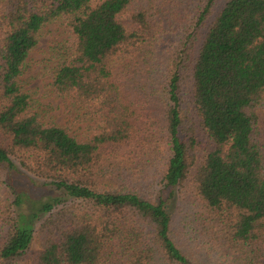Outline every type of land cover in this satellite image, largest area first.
Listing matches in <instances>:
<instances>
[{
	"label": "trees",
	"instance_id": "16d2710c",
	"mask_svg": "<svg viewBox=\"0 0 264 264\" xmlns=\"http://www.w3.org/2000/svg\"><path fill=\"white\" fill-rule=\"evenodd\" d=\"M198 2L169 49L162 16L184 0H0V167L21 182L7 183L0 264H264V0ZM53 22L67 33L49 70L61 126L21 80ZM140 61H166L155 123L127 90ZM142 164L162 168L155 198L127 187ZM187 182L199 212L176 231Z\"/></svg>",
	"mask_w": 264,
	"mask_h": 264
},
{
	"label": "rangeland",
	"instance_id": "374dc122",
	"mask_svg": "<svg viewBox=\"0 0 264 264\" xmlns=\"http://www.w3.org/2000/svg\"><path fill=\"white\" fill-rule=\"evenodd\" d=\"M201 2L198 0H184V3L180 6H173L172 15L170 17L169 13L165 16H162L163 24L166 26L171 21L175 22V26L167 27L168 29L161 30L162 36L166 38L168 42V48L172 49L174 41L178 37L182 36V31L190 23L192 17L197 11V5ZM218 9V8H217ZM161 14V13H160ZM162 15V14H161ZM123 20V19H122ZM204 31H199V37H202ZM184 33V32H183ZM158 38L160 37L159 32L157 33ZM161 34V33H160ZM67 39V33L64 29L61 22H53L47 24L41 33V36L38 39L36 47L30 52L28 59L26 61V68L23 71L21 80L23 82L24 88L32 94V99L35 101L37 110L42 115L45 121H53L58 125H63L66 121L68 114L65 107V102L56 97L50 87V68L56 64L58 58L56 55L57 48L65 43ZM171 50L167 51L165 49L164 54H160L157 58H166L167 54ZM167 52V54H166ZM144 59H149L144 56ZM166 61H140L134 68H131V73L126 77L127 90L134 101L141 104L146 103L142 111L145 114L153 115V122L155 123L158 119L162 120V106L160 102V92L156 91L158 80L164 76L162 71L164 69V63ZM132 63V62H130ZM147 63V64H146ZM189 73H185L186 78ZM124 76V75H123ZM188 80L186 79L185 90L188 92ZM154 88V90L148 92V89ZM151 93V94H150ZM146 101V102H145ZM254 113L257 117V128H258V141L260 145L264 148V108L257 107L254 110ZM157 118V119H156ZM78 135L82 137L81 133L86 128V123L81 124L79 127ZM199 145L196 148V155L198 160L202 152L208 147V142L204 137H198ZM127 155V152L125 153ZM140 160L136 161V163ZM162 168L160 166L155 167L151 165L145 167L141 165L138 170H134L135 178L134 180L127 185L129 188H134L139 191V194L143 197H152L155 198L158 196L161 191L160 177H161ZM147 174V175H146ZM146 175V176H145ZM12 178L18 179L17 176L11 175ZM144 176L146 178H144ZM138 178V179H137ZM22 180V178H19ZM11 179L10 175L7 174L5 167H0V212L4 205L10 203L13 199V194L11 189L7 185L9 181L12 183H17L21 186V182H16ZM38 183V182H36ZM38 185V184H37ZM187 187L184 188L182 196L178 199L176 207L174 209V222L172 229L178 231V229L183 228V224L189 220H193L194 217L199 212V205L196 197L192 194L189 188V182L185 184ZM41 185H39L40 187ZM43 186V185H42ZM35 189L34 186L30 189ZM128 188V189H129ZM41 196L45 197L50 193H58L59 191L47 187H42L40 189ZM76 204V203H73ZM0 217V241L4 238V235L7 231V226L4 225V220ZM190 233V228L187 231ZM195 235V233H194ZM194 237V236H193ZM177 240V236H175ZM40 250V242L35 237L29 248V260L30 262L35 259L37 252ZM196 256H194V259Z\"/></svg>",
	"mask_w": 264,
	"mask_h": 264
}]
</instances>
